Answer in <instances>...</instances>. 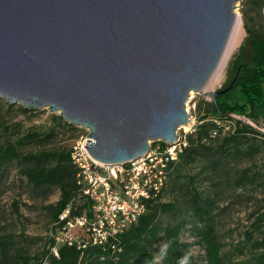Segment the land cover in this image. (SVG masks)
I'll use <instances>...</instances> for the list:
<instances>
[{
  "label": "water",
  "instance_id": "obj_1",
  "mask_svg": "<svg viewBox=\"0 0 264 264\" xmlns=\"http://www.w3.org/2000/svg\"><path fill=\"white\" fill-rule=\"evenodd\" d=\"M237 0H0V97L87 130L103 164L169 145L232 35Z\"/></svg>",
  "mask_w": 264,
  "mask_h": 264
},
{
  "label": "rangeland",
  "instance_id": "obj_2",
  "mask_svg": "<svg viewBox=\"0 0 264 264\" xmlns=\"http://www.w3.org/2000/svg\"><path fill=\"white\" fill-rule=\"evenodd\" d=\"M234 6L242 21L243 37L228 56L213 91L227 87L226 69L237 54L243 60L249 58L247 34L264 36V0H237ZM191 93L185 102L190 121L178 128V134L192 131L203 116L207 117L204 121H220L208 112V97ZM22 108L21 104L0 97V142L16 141L30 132L45 139L24 144L19 148L22 154L71 150L87 133L47 108L27 112ZM236 118L245 120L257 131L240 138V152L228 158L223 156L221 140L233 129L231 121L223 120L218 135L210 140L205 151L173 169L162 194V201H170L175 207L174 213L162 216V224L183 223L180 239L192 243L184 252L182 264H200L203 260L202 247L194 243L195 225L200 229L212 225L216 239L223 243L221 253L226 261L252 262L264 249V119L255 123ZM24 166L26 163L21 160L0 169V264H21L23 256L45 250L53 234L49 206L58 199L59 190L54 186L32 187L22 174ZM240 181L242 184L238 185ZM191 186L197 188L200 203L209 209L207 215L194 211ZM1 248L5 249L4 254ZM154 261L159 264L157 257Z\"/></svg>",
  "mask_w": 264,
  "mask_h": 264
},
{
  "label": "trees",
  "instance_id": "obj_3",
  "mask_svg": "<svg viewBox=\"0 0 264 264\" xmlns=\"http://www.w3.org/2000/svg\"><path fill=\"white\" fill-rule=\"evenodd\" d=\"M246 40L250 46L249 58L243 60L241 54L234 57L226 69L225 86L231 87L217 95L215 103H210L208 112L220 121H204L207 117H200L194 129L186 133L187 146L172 165L169 176L181 162L193 160L194 155L208 148L210 140L218 135L223 120L233 124L231 133L224 136L220 143L225 158L240 152V138L245 133H257L245 120L236 118L244 117L255 123L264 119V36L248 33ZM22 110L28 111L25 108ZM58 118L62 119L60 115ZM42 140L45 139L39 133L30 132L16 141L0 142V169L8 163L22 160L26 163L22 174L32 187L54 186L59 190L58 199L49 206L53 234L47 248L36 255L23 256L21 264H155V257L159 264L183 263L184 252L192 243L180 239L183 223L163 225L161 222L162 216L174 213L175 209L172 202L161 199L166 185L159 194L145 201V212L137 221L114 237L103 242H93L88 233L82 232L70 244L57 241L56 236L61 235L68 218L85 215L89 219L93 216V201L83 193L82 185L78 183L77 168L70 157L71 150L21 153L19 148L24 144ZM153 144L154 141L150 146ZM190 188L194 211L207 215L209 209L200 203L199 191L194 186ZM65 210H68L66 218L60 219ZM194 228V243L199 244L204 251L200 264H264V249L252 262L226 261L221 253L223 243L216 239L212 225L208 224L202 229L195 225ZM53 249H56V254ZM4 250L1 248L3 254Z\"/></svg>",
  "mask_w": 264,
  "mask_h": 264
},
{
  "label": "built area",
  "instance_id": "obj_4",
  "mask_svg": "<svg viewBox=\"0 0 264 264\" xmlns=\"http://www.w3.org/2000/svg\"><path fill=\"white\" fill-rule=\"evenodd\" d=\"M186 133L172 145L157 142L143 156L120 164H103L90 157L85 149L87 133L71 149L77 168L78 183L93 201V216L76 215L67 219L59 242H68L88 233L93 242H103L123 232L145 212V201L156 196L166 185L169 171L187 146ZM65 210L60 219L66 218ZM56 254V249H53Z\"/></svg>",
  "mask_w": 264,
  "mask_h": 264
},
{
  "label": "bare ground",
  "instance_id": "obj_5",
  "mask_svg": "<svg viewBox=\"0 0 264 264\" xmlns=\"http://www.w3.org/2000/svg\"><path fill=\"white\" fill-rule=\"evenodd\" d=\"M243 32H244V30H243L242 21H241L239 15L237 14L234 29L232 31V35L230 37V40H229L228 45L226 47V50L224 52V56H223V58L219 64L218 68L215 70V72L212 74L209 81L207 82L205 90H208V91L212 90L220 82L223 67L226 63V60H227L228 56L231 54V52L241 42L242 37H243ZM190 94H192V93L190 92Z\"/></svg>",
  "mask_w": 264,
  "mask_h": 264
}]
</instances>
